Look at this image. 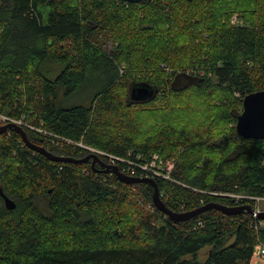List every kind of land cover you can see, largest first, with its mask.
<instances>
[{
	"label": "trees",
	"instance_id": "trees-1",
	"mask_svg": "<svg viewBox=\"0 0 264 264\" xmlns=\"http://www.w3.org/2000/svg\"><path fill=\"white\" fill-rule=\"evenodd\" d=\"M89 84V104H63ZM138 84L153 97L133 100ZM261 89L264 0H0V115L22 119L34 147L104 152L56 161L18 130L0 134V184L16 202L0 196V264H251L264 139L236 125ZM155 153L175 158L170 177L141 168ZM114 168L153 179L175 214L214 206L175 220L154 185Z\"/></svg>",
	"mask_w": 264,
	"mask_h": 264
},
{
	"label": "water",
	"instance_id": "water-1",
	"mask_svg": "<svg viewBox=\"0 0 264 264\" xmlns=\"http://www.w3.org/2000/svg\"><path fill=\"white\" fill-rule=\"evenodd\" d=\"M122 1H127L131 3H143L145 0H122ZM153 95H154V90L147 84H138L134 89H132L131 92L132 99L136 101H145L147 99L152 98ZM9 129L18 130L20 133H22L26 143L29 146L35 148L36 150L42 151L50 159L56 161L83 162L93 158V164L99 162L101 163L100 158L95 153L94 154L91 153L83 159H76L74 157L60 156L52 152L46 151V149L34 147L30 145L25 130L16 123H8L3 126H0V134L8 131ZM236 130L240 136H243L245 138L264 139V89L252 92L244 97L243 111L237 116ZM107 171L109 172L110 168ZM112 171L118 174L121 181L127 183L149 182L152 185H154V193H153L154 204L160 210H163L164 212H167L169 215H171V217L175 220L192 218L214 206V205L205 206L196 209L195 211H192L190 213L175 214L170 209H168L165 203L162 201L159 188L157 187V184L153 179L126 177L121 175L117 168H114ZM0 194L4 197L6 206L9 209L15 208L16 206L15 200L4 192L1 184H0ZM216 207H219V205H217ZM220 208L226 212H231V210L227 208H223V207ZM250 212L253 213L255 211L251 210ZM260 216L262 219H264V212L260 213Z\"/></svg>",
	"mask_w": 264,
	"mask_h": 264
},
{
	"label": "built area",
	"instance_id": "built-area-1",
	"mask_svg": "<svg viewBox=\"0 0 264 264\" xmlns=\"http://www.w3.org/2000/svg\"><path fill=\"white\" fill-rule=\"evenodd\" d=\"M0 121L2 124H8V123H16L18 125L23 124L22 119H15L8 115L1 114L0 115ZM92 149V148H91ZM99 154H103V151L97 150ZM97 153V154H98ZM98 154V155H99ZM138 158H142L141 155H138ZM175 167V158H170L167 160H164L158 153L152 154L150 161H145L143 164H141V168L143 170L149 171L157 176H164L166 178L170 177V172ZM238 197H244L243 195H238ZM259 201V199H258ZM255 212H253V216L258 217L261 212H263V209L259 204L255 205ZM262 223V221L260 222ZM251 264H264V244L260 243L255 247L254 254L251 259Z\"/></svg>",
	"mask_w": 264,
	"mask_h": 264
},
{
	"label": "rangeland",
	"instance_id": "rangeland-1",
	"mask_svg": "<svg viewBox=\"0 0 264 264\" xmlns=\"http://www.w3.org/2000/svg\"><path fill=\"white\" fill-rule=\"evenodd\" d=\"M110 45H112V44H110ZM111 47H113V45ZM109 49H111V48H109ZM47 69H48L49 73L51 74V76H55L59 73V71L61 70V67L59 65L49 64ZM93 88H94L93 84H89L84 90H80V91L72 94L71 96L65 98V100L63 101V104L65 106L89 104L91 97H92ZM90 148H92L91 150L93 151V154L96 153V155H97L98 149L93 148V147H90ZM207 252H208V247L204 248L199 253V256H198L199 259L205 260L207 258Z\"/></svg>",
	"mask_w": 264,
	"mask_h": 264
},
{
	"label": "flooded vegetation",
	"instance_id": "flooded-vegetation-1",
	"mask_svg": "<svg viewBox=\"0 0 264 264\" xmlns=\"http://www.w3.org/2000/svg\"><path fill=\"white\" fill-rule=\"evenodd\" d=\"M0 196L2 197V199L4 200V202H5V199H4V197L0 194Z\"/></svg>",
	"mask_w": 264,
	"mask_h": 264
},
{
	"label": "crops",
	"instance_id": "crops-1",
	"mask_svg": "<svg viewBox=\"0 0 264 264\" xmlns=\"http://www.w3.org/2000/svg\"><path fill=\"white\" fill-rule=\"evenodd\" d=\"M49 75H50V73H49ZM51 76V75H50ZM51 77H53V76H51Z\"/></svg>",
	"mask_w": 264,
	"mask_h": 264
},
{
	"label": "bare ground",
	"instance_id": "bare-ground-1",
	"mask_svg": "<svg viewBox=\"0 0 264 264\" xmlns=\"http://www.w3.org/2000/svg\"><path fill=\"white\" fill-rule=\"evenodd\" d=\"M99 150V149H98ZM101 151V150H100Z\"/></svg>",
	"mask_w": 264,
	"mask_h": 264
}]
</instances>
